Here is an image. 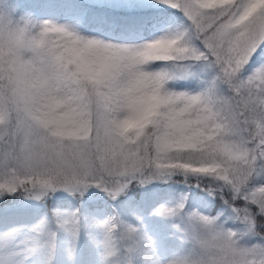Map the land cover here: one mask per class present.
<instances>
[{"label": "snow or ice", "instance_id": "6c2138e0", "mask_svg": "<svg viewBox=\"0 0 264 264\" xmlns=\"http://www.w3.org/2000/svg\"><path fill=\"white\" fill-rule=\"evenodd\" d=\"M0 264H264V0H0Z\"/></svg>", "mask_w": 264, "mask_h": 264}]
</instances>
